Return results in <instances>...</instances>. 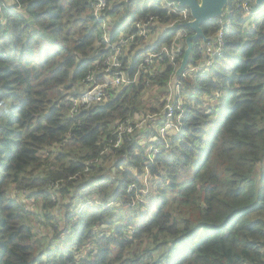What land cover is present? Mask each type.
<instances>
[{
  "label": "trees",
  "instance_id": "trees-1",
  "mask_svg": "<svg viewBox=\"0 0 264 264\" xmlns=\"http://www.w3.org/2000/svg\"><path fill=\"white\" fill-rule=\"evenodd\" d=\"M13 1L0 0V264H264V5L240 0L258 12L251 30L245 21L253 16L237 0L202 25L212 39L230 22L224 55L203 77L179 81L182 131L146 166L161 110L149 108L144 118L156 117L123 133L119 147L114 132L133 122L147 84L170 93L185 48L155 77L141 65L174 34L154 48L132 47L124 70L135 82L102 104L75 116L72 99L89 75L102 82L109 44L163 9L146 0L114 7L106 31L96 0ZM201 42L189 65L202 59ZM146 173L156 197L146 198ZM139 196L146 200L135 204Z\"/></svg>",
  "mask_w": 264,
  "mask_h": 264
},
{
  "label": "built area",
  "instance_id": "built-area-1",
  "mask_svg": "<svg viewBox=\"0 0 264 264\" xmlns=\"http://www.w3.org/2000/svg\"><path fill=\"white\" fill-rule=\"evenodd\" d=\"M131 1L137 0H96L94 5V15L98 22L101 23L103 30L107 31V12L114 7H119L120 10H124ZM149 5L161 7L164 14L149 15L144 20H137L131 24V33L125 36H121L117 42L109 44V39L105 35V41L108 42L109 56L103 64L102 82H97L93 75H89L86 80V88L83 90L78 98L72 99L71 114L77 116L82 111L90 110L96 105L102 104L109 98V92H118L122 88L133 84L135 81H131L124 70V62L128 58L129 52L134 48L140 47L145 50L147 48H154L156 41L166 34H174L170 45H165L159 50H153L148 53L143 60L141 68L149 70L152 77L157 74L158 67L164 59H168L171 65H176L179 57L182 55V50L185 48V40L191 36L190 30L186 27V24L191 21L190 12L187 8L180 7L176 2L171 0H146ZM237 8L241 9L248 16L258 15L257 10L252 6L251 2H241L237 0ZM226 14V13H225ZM224 14V15H225ZM123 19L126 18L127 13L122 14ZM127 21L120 20L117 29L118 31L127 28ZM221 29L216 34L213 41H209L206 44L199 43L198 50L203 54L202 59L190 68L187 67L185 74L182 78L192 77L201 78L215 64L217 58H221L225 52V38L224 31L230 27V22L225 20L221 22ZM159 34V38L153 41V38ZM154 68V69H153ZM147 70L145 72L147 73ZM136 77L139 79L141 71L136 73ZM181 88V84H177ZM172 94L170 90L169 95ZM180 91L172 97L166 98V103L161 110V123L157 129L156 134H152L151 139L147 145V161L146 166H149L156 160V157L163 152V149H168L172 134H178L182 131V120L184 117V110L182 108V100L180 102ZM156 117L148 116L143 120H153ZM141 122V121H140ZM129 126H122L118 131L114 132L118 134L117 145L120 146L123 133L137 134L145 127L144 121L141 123ZM147 174V173H146ZM145 174V175H146ZM134 187V186H133ZM131 187L130 189H133Z\"/></svg>",
  "mask_w": 264,
  "mask_h": 264
},
{
  "label": "water",
  "instance_id": "water-1",
  "mask_svg": "<svg viewBox=\"0 0 264 264\" xmlns=\"http://www.w3.org/2000/svg\"><path fill=\"white\" fill-rule=\"evenodd\" d=\"M176 2L180 7L187 8L190 12L191 21L186 27L191 31V36L185 40V53L181 60L179 68L176 70L171 79L172 88L175 89L178 82L189 65L190 57L193 51L194 42L202 40L206 44L213 39L204 35L202 25L205 22L221 18L225 14V9L229 4V0H171ZM257 6L264 5V0H253ZM8 6L13 5V0H5Z\"/></svg>",
  "mask_w": 264,
  "mask_h": 264
},
{
  "label": "rangeland",
  "instance_id": "rangeland-1",
  "mask_svg": "<svg viewBox=\"0 0 264 264\" xmlns=\"http://www.w3.org/2000/svg\"><path fill=\"white\" fill-rule=\"evenodd\" d=\"M256 20H257V18L255 16L250 17L249 19H246V21H245L246 22V29L247 30H251V28L253 27L254 23H256ZM108 24H109V22L107 21V26H108ZM158 38H159V34L156 35L153 38V41H156ZM192 67H193V65H190V68H192ZM178 84H179V82H178ZM169 88H170V90H172V94L171 95H169L168 91L166 92V88L161 89L156 84H152V83L147 84V87L144 89V91L141 93V95L139 97L138 105H137L138 106V112H137L135 118L133 119V122H131L132 125L137 124L140 121L141 122L144 121L145 123H144L143 126L145 127L147 125V121L143 120V118L147 114H151V113L148 112L149 108H154L156 111H160V110L163 109L164 102H166V98L172 97L173 98L172 101H174V96L177 93H179L180 88L178 86H176V88L173 89L171 81H170V84H169ZM143 145L146 146L145 144H143ZM57 149H58L57 147H52L53 154L57 152ZM147 154H148V150H147ZM49 169H50V167H49ZM133 173L135 175H137V172L135 170H133ZM148 173L146 175L140 176V178L142 180V183L146 184L145 186H146L147 189H145L144 191L147 192V193L148 192L152 193L151 196H147L146 198L156 197V191H155L156 185L154 184V181H153L154 179H149L148 180V178H149L148 177L149 176ZM139 192H142V190H139ZM11 193H12V195H14V197H18L19 196L15 191H11ZM20 198H21V201L23 202V204L26 206V208L28 210H34V211H39L40 210L38 208V203L36 202L37 201L36 199H34V198L32 199V198H30L28 196H25V197L20 196ZM145 200L146 199H142L139 196V199H138V201L135 204H137L140 201L145 202ZM149 200L152 201L153 198H151ZM72 222L73 223L77 222V218H74ZM34 225L40 227V229L42 231L47 232L46 227L43 226V225L40 226V224L37 221H35V220H34Z\"/></svg>",
  "mask_w": 264,
  "mask_h": 264
},
{
  "label": "clouds",
  "instance_id": "clouds-1",
  "mask_svg": "<svg viewBox=\"0 0 264 264\" xmlns=\"http://www.w3.org/2000/svg\"><path fill=\"white\" fill-rule=\"evenodd\" d=\"M182 79V78H181Z\"/></svg>",
  "mask_w": 264,
  "mask_h": 264
}]
</instances>
